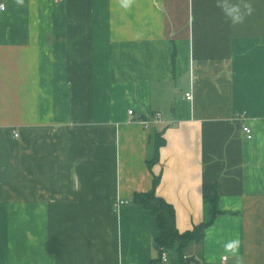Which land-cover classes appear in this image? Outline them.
<instances>
[{
  "label": "crops",
  "instance_id": "0c3cea01",
  "mask_svg": "<svg viewBox=\"0 0 264 264\" xmlns=\"http://www.w3.org/2000/svg\"><path fill=\"white\" fill-rule=\"evenodd\" d=\"M246 2L233 26L216 0H0V264H151L133 196L154 173L180 231L210 222L193 264H264V0Z\"/></svg>",
  "mask_w": 264,
  "mask_h": 264
},
{
  "label": "trees",
  "instance_id": "16d2710c",
  "mask_svg": "<svg viewBox=\"0 0 264 264\" xmlns=\"http://www.w3.org/2000/svg\"><path fill=\"white\" fill-rule=\"evenodd\" d=\"M176 57V49L174 48V65L176 64ZM164 143L165 138L163 137L162 132H159L155 142V154L151 159H148V166L150 169H152L153 164L159 160L160 147ZM160 181L161 174L154 173L152 188L146 192L135 191L133 196L134 203L142 205L157 217L160 233L156 238L155 243L159 249V255L157 258L152 259L151 264L166 263L163 261L161 256L163 250H176L181 255L184 264H193V261L187 260L188 255L185 250L191 243H200L203 241L205 230L210 222H201L196 224L192 229L180 231L177 227L175 206L157 192ZM217 197L218 195L216 192L213 196L207 197V199L213 203L215 209H217ZM126 202H128V200H125L124 203Z\"/></svg>",
  "mask_w": 264,
  "mask_h": 264
},
{
  "label": "clouds",
  "instance_id": "9594fccd",
  "mask_svg": "<svg viewBox=\"0 0 264 264\" xmlns=\"http://www.w3.org/2000/svg\"><path fill=\"white\" fill-rule=\"evenodd\" d=\"M24 0H17L21 6ZM119 6L124 10H130L135 3V0H117ZM216 6L221 9L229 22L235 26L243 23L245 16L251 15L253 9L250 3L246 0H238L237 3H232L231 0H216ZM240 248V240L238 238L228 241L224 245V251L235 255Z\"/></svg>",
  "mask_w": 264,
  "mask_h": 264
},
{
  "label": "built area",
  "instance_id": "2783aa9c",
  "mask_svg": "<svg viewBox=\"0 0 264 264\" xmlns=\"http://www.w3.org/2000/svg\"><path fill=\"white\" fill-rule=\"evenodd\" d=\"M2 7L4 8V4H2ZM187 97L188 98H192V93L191 92H188L187 93ZM129 112H130L131 115L134 114L133 109H130ZM156 117L157 118H160L161 117V114L160 113H157L156 114ZM240 118L241 119H245L246 118L245 114L242 113V115L240 116ZM242 127L247 132L248 137H252L253 136V131H252V128H251L250 125H248L247 123H244ZM124 202H125V200H120V201L117 202V204H122ZM161 256H162V259H163L164 262H167L168 261L169 254H168V251L167 250H163ZM228 259H229L228 258V255L227 254H223L222 257H221V263L220 264H229Z\"/></svg>",
  "mask_w": 264,
  "mask_h": 264
},
{
  "label": "water",
  "instance_id": "95a60500",
  "mask_svg": "<svg viewBox=\"0 0 264 264\" xmlns=\"http://www.w3.org/2000/svg\"><path fill=\"white\" fill-rule=\"evenodd\" d=\"M143 117L145 119V116H140ZM188 261H194V262H199V260L194 256V255H190L187 257Z\"/></svg>",
  "mask_w": 264,
  "mask_h": 264
}]
</instances>
